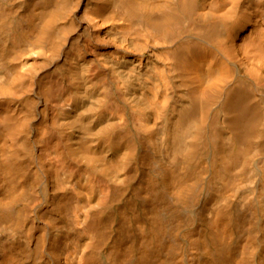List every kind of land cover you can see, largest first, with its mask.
Listing matches in <instances>:
<instances>
[{
    "label": "bare ground",
    "instance_id": "bare-ground-1",
    "mask_svg": "<svg viewBox=\"0 0 264 264\" xmlns=\"http://www.w3.org/2000/svg\"><path fill=\"white\" fill-rule=\"evenodd\" d=\"M0 264H264V0H0Z\"/></svg>",
    "mask_w": 264,
    "mask_h": 264
}]
</instances>
